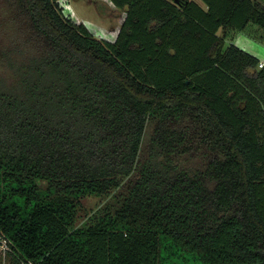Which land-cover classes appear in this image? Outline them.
Masks as SVG:
<instances>
[{
  "label": "trees",
  "instance_id": "16d2710c",
  "mask_svg": "<svg viewBox=\"0 0 264 264\" xmlns=\"http://www.w3.org/2000/svg\"><path fill=\"white\" fill-rule=\"evenodd\" d=\"M58 1H5L1 21L0 234L14 252L264 264V67L224 45L227 29L264 28V2L110 0L125 15L102 41ZM112 192L113 212L73 226L80 197Z\"/></svg>",
  "mask_w": 264,
  "mask_h": 264
},
{
  "label": "rangeland",
  "instance_id": "374dc122",
  "mask_svg": "<svg viewBox=\"0 0 264 264\" xmlns=\"http://www.w3.org/2000/svg\"><path fill=\"white\" fill-rule=\"evenodd\" d=\"M5 1L10 0H0V47L8 44L13 33L8 23L1 22L6 14ZM193 1L205 7L201 0ZM58 6L64 16L83 23L95 38L102 41H114L125 15L123 9L113 6L110 0H59ZM225 32V46L234 44L264 62V28L249 22L242 30L227 29ZM220 33L221 29L218 31V34ZM0 74L7 78L10 70L0 66ZM151 131L152 124H149L146 127L144 141L149 138ZM192 160L198 161L199 157H194ZM39 183L42 186L46 184L45 181ZM113 195L114 192L80 197L73 226L86 228L105 213L113 212L119 205Z\"/></svg>",
  "mask_w": 264,
  "mask_h": 264
},
{
  "label": "built area",
  "instance_id": "2783aa9c",
  "mask_svg": "<svg viewBox=\"0 0 264 264\" xmlns=\"http://www.w3.org/2000/svg\"><path fill=\"white\" fill-rule=\"evenodd\" d=\"M259 67H264V62L259 61ZM0 264H36L30 259L22 258L11 247L10 240L0 234Z\"/></svg>",
  "mask_w": 264,
  "mask_h": 264
},
{
  "label": "flooded vegetation",
  "instance_id": "af4514ba",
  "mask_svg": "<svg viewBox=\"0 0 264 264\" xmlns=\"http://www.w3.org/2000/svg\"><path fill=\"white\" fill-rule=\"evenodd\" d=\"M251 1H262V2H264V0H251Z\"/></svg>",
  "mask_w": 264,
  "mask_h": 264
},
{
  "label": "crops",
  "instance_id": "0c3cea01",
  "mask_svg": "<svg viewBox=\"0 0 264 264\" xmlns=\"http://www.w3.org/2000/svg\"><path fill=\"white\" fill-rule=\"evenodd\" d=\"M259 60V59H258ZM260 61V60H259Z\"/></svg>",
  "mask_w": 264,
  "mask_h": 264
}]
</instances>
